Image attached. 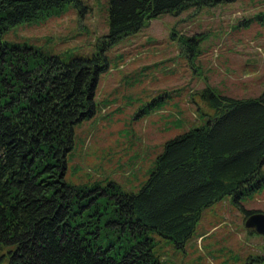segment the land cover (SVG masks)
<instances>
[{"label": "trees", "instance_id": "1", "mask_svg": "<svg viewBox=\"0 0 264 264\" xmlns=\"http://www.w3.org/2000/svg\"><path fill=\"white\" fill-rule=\"evenodd\" d=\"M217 1L107 0L101 43L160 12ZM68 2L87 6L0 0V264H164L157 236L183 246L205 205L225 194L239 202L264 181V86L253 95L196 90L212 111L164 139L135 189L69 181L74 123L94 110L106 55L98 46L63 60L5 33Z\"/></svg>", "mask_w": 264, "mask_h": 264}, {"label": "rangeland", "instance_id": "2", "mask_svg": "<svg viewBox=\"0 0 264 264\" xmlns=\"http://www.w3.org/2000/svg\"><path fill=\"white\" fill-rule=\"evenodd\" d=\"M83 1L86 9L68 2L5 32L10 40H26L63 60L98 46L106 55L94 110L74 123L69 181L111 179L135 189L164 139L212 111L196 90L210 84L228 94L253 95L264 86V0L163 11L106 44L101 34L107 28V0ZM242 207L264 211V181L239 202L225 194L205 205L183 246L157 236L164 264H264V233L244 225Z\"/></svg>", "mask_w": 264, "mask_h": 264}, {"label": "water", "instance_id": "3", "mask_svg": "<svg viewBox=\"0 0 264 264\" xmlns=\"http://www.w3.org/2000/svg\"><path fill=\"white\" fill-rule=\"evenodd\" d=\"M243 223L259 233H264V211L254 209L246 213Z\"/></svg>", "mask_w": 264, "mask_h": 264}]
</instances>
